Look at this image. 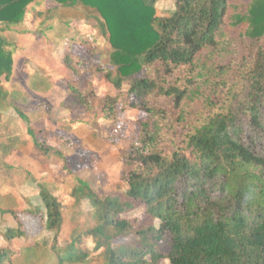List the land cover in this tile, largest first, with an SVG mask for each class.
<instances>
[{
	"label": "trees",
	"instance_id": "16d2710c",
	"mask_svg": "<svg viewBox=\"0 0 264 264\" xmlns=\"http://www.w3.org/2000/svg\"><path fill=\"white\" fill-rule=\"evenodd\" d=\"M50 1L96 10L101 35L112 49L113 67L106 76L115 89L104 100L103 121L115 124L122 104L139 111L141 129L125 155L130 168L123 173L121 195L103 194L84 181L63 196L40 189L46 228L55 238L66 203L86 200L96 221L57 249L59 260L90 263V252L80 246L91 238L103 264H264V0H249L244 12L230 16L236 7L229 0H175L168 16L156 14L157 0ZM54 8L45 0H0V100L8 97L2 77L11 76L17 52L6 30L33 34L28 19L38 16L34 26L43 34ZM225 25H241L251 42L238 64H219L213 57L228 47ZM65 60L74 70L73 57ZM76 63L84 71L92 67L85 56ZM212 74L221 78L217 86L225 96L206 98L210 109L200 113L183 143L165 148L158 119L167 113L151 99L169 100L178 121L184 120L186 103L202 99L200 83ZM36 146L43 154L57 153ZM141 204L148 225L121 217ZM25 234L20 225L6 230V239ZM162 242L167 253L158 248Z\"/></svg>",
	"mask_w": 264,
	"mask_h": 264
},
{
	"label": "rangeland",
	"instance_id": "374dc122",
	"mask_svg": "<svg viewBox=\"0 0 264 264\" xmlns=\"http://www.w3.org/2000/svg\"><path fill=\"white\" fill-rule=\"evenodd\" d=\"M248 2L249 0H229L236 8H230L228 15L244 12ZM45 6L55 8L51 19L42 27L43 34L38 35L34 26L42 19L38 16L34 20L28 19L29 29L35 30L33 34L24 35L14 30L5 32L9 40L18 47V53L15 54L17 74L14 78L11 76V81L6 84L11 91L5 100L8 109L6 118L10 119L6 128L14 133L24 132L27 135L25 128L28 123L18 114V107L22 113L35 120L32 122L33 141L57 151L56 154L46 155L37 146L30 150L29 146H21L27 156L30 151L31 156L38 160L40 167L35 174L32 171L28 173V168H23L24 161L19 163L22 166L19 168H7L9 164L0 166V185L5 189L0 191V199L4 197L2 208H5V213H0V230L3 228L6 232L9 228L15 229L21 225L26 231L23 238L13 241L11 247L18 259L22 253L19 250L26 243L34 248L32 252L35 257L48 254L56 257L57 249L96 225L92 208L86 200L78 206L66 203L63 207L64 224L61 233L55 238L54 232L46 228L40 189L45 188L63 196L79 181H84L103 194L121 195L122 176L130 168L125 155L130 152L131 144L141 133L139 111L124 108L122 104L118 105L115 124L103 121L104 100L113 97L115 89L106 76L107 71L113 67L110 60L112 49L101 35L96 10L79 5L56 7L50 0H45ZM155 8L158 16H168L175 9V0H157ZM223 33L229 39L228 47L213 57L219 64H238L240 58L247 54L251 42L242 35L241 25H225ZM94 42L97 43L96 46H92ZM89 48L96 54L91 56L90 52L87 53ZM68 54L74 59V70L66 66L65 56ZM84 56L92 66L88 71H84L76 63L77 58ZM235 73H230L229 76L233 77ZM33 76L39 81L44 79L45 89L30 90V78ZM220 79L218 75L212 74L209 80L200 83L202 99L186 103L187 113L181 121H178L169 100L151 99L152 104L158 105V109H164L167 113L165 119H158L162 146L171 150L173 146L182 144L185 134L192 130L200 113H207L210 109L204 100L210 96L216 101L225 96V90L217 86ZM90 89L93 92L86 96V91ZM128 89V85L123 86L124 91ZM11 185L19 191L15 189L12 192ZM121 217L137 218L143 225L150 223L144 204ZM157 224L158 221H155V225ZM129 239L134 240L135 236L131 235ZM80 248L90 252L91 261L79 264H103V257L97 256L93 251L94 242L91 238L85 239ZM158 248L163 253L169 251L165 242L160 243ZM10 255H1L0 264H12L9 261L12 258ZM35 261L34 264H49L42 260ZM51 263H56V259ZM161 264H168V261L163 260Z\"/></svg>",
	"mask_w": 264,
	"mask_h": 264
},
{
	"label": "crops",
	"instance_id": "0c3cea01",
	"mask_svg": "<svg viewBox=\"0 0 264 264\" xmlns=\"http://www.w3.org/2000/svg\"><path fill=\"white\" fill-rule=\"evenodd\" d=\"M17 53H18V51L16 52V55H17ZM14 58H16L15 55H14ZM16 68H17V64H16V61L14 59V67H13V71L11 74V76L13 78L17 74ZM10 77L8 78V80H6L4 77H2V83H3L5 88H7L6 84H8V82L11 81ZM43 80L44 79H41L39 81V79L36 76L31 77L30 78V86H29L30 90L41 91L42 89H45L46 83H44ZM7 90H8V93H9L8 96H9L11 94V91L8 88H7ZM5 100L4 99L0 100V166L4 167L5 164H7V165L9 164V166L6 165L7 168H12V169H14L16 167L19 168V167L23 166V168H28V173H30V171H32L35 174V172L37 173L38 168L40 167L38 160H36L35 157L31 156L30 151L28 152V156H27L26 155L27 152L21 150V146L22 147L23 146H29V150L31 148H36V142L33 141V132L34 131L32 128V122H35V120L33 121L32 118L30 117V115H26V113H22L21 109L17 107L16 109H17L20 117H23L25 119V121H27V123H28L27 127L25 128L27 135H24V132L23 133H20V132L14 133L11 130H7L6 126H9L8 124L10 122V119L6 118V111H8V109H7V106H5V104H6ZM8 107H10V106H8ZM22 161H24V164H22V166H20L19 163H21ZM2 186L3 185H0V191L5 190L4 187H2ZM11 186H12V188H11L12 192L15 189L19 191V189L14 187V185H11ZM3 200H4V197L2 196L0 199V213H2V214L5 213V208H2L4 206ZM9 229H14V228H9ZM23 237H14L11 239V241H8L6 239V232L3 231V228H2V230H0V249H5V254H11L10 256L12 258H9V261L12 262V264H17V261H19L21 264H34V263H36L35 260H42V261L47 262L49 264H53V263H51V262H53V259H56V263H54V264H79L78 262L71 263L68 261H60L58 258V254L56 255V257H54V256L52 257L51 254H48V256L47 255H42V256L37 255L35 257V255L32 252L34 250V248L27 243L25 245L21 246L19 253H21V252L22 253L20 254L19 259H18V258H16V256H15L16 254L12 251L11 247L13 246V241L15 239H20Z\"/></svg>",
	"mask_w": 264,
	"mask_h": 264
}]
</instances>
